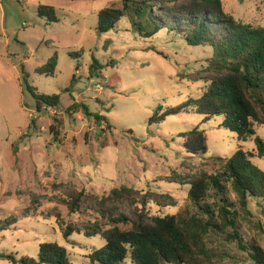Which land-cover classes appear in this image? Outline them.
<instances>
[{
  "label": "rangeland",
  "instance_id": "374dc122",
  "mask_svg": "<svg viewBox=\"0 0 264 264\" xmlns=\"http://www.w3.org/2000/svg\"><path fill=\"white\" fill-rule=\"evenodd\" d=\"M121 1L0 0V220L17 219L0 229V251L15 253L19 260L37 259L40 244L58 242L67 248L71 264H90V254L106 240L83 232L65 238L63 229L107 220L97 200L113 188L128 185L151 193L150 216L203 215L189 199L188 182L219 170L217 157H231L242 146L264 170L256 144L257 137L264 140V124L255 123L256 134L245 141L222 126V116L205 120L195 111L150 124L156 113L201 95L205 83L186 76L204 68L213 49L189 45L183 35L166 31L142 37L127 16L100 33L98 12ZM223 3L235 19L264 27V0ZM40 5L54 6L59 21L47 23ZM55 53V75L38 73ZM95 60L103 68L91 76ZM25 78L39 93L60 94V104L39 109ZM96 114L107 119L97 120ZM196 126L207 134L205 154L185 149L182 134ZM80 191L85 195L72 213L68 201ZM229 196L243 215L237 225L244 239H257L264 247L261 207L250 200L247 213L232 189ZM214 200L216 195L208 199ZM137 206L118 203L114 215L133 217ZM208 243L218 264H253L224 233L211 232ZM121 264L135 263L128 257Z\"/></svg>",
  "mask_w": 264,
  "mask_h": 264
},
{
  "label": "trees",
  "instance_id": "16d2710c",
  "mask_svg": "<svg viewBox=\"0 0 264 264\" xmlns=\"http://www.w3.org/2000/svg\"><path fill=\"white\" fill-rule=\"evenodd\" d=\"M39 14L47 23L59 21L54 6L40 5ZM125 16L142 37L150 38L166 31L183 35L189 45H209L213 49L207 65L195 75L186 76L205 83L201 95L156 113L150 118V124H159L170 115L195 111L205 116V120L222 116V126L235 132L239 141L256 134L255 123L264 124V27L235 19L225 11L223 0H122L120 6H108L98 12V31H111ZM95 61L91 76L103 68ZM57 63L55 53L36 71L54 76ZM25 85L39 109L60 104V94L39 93L26 78ZM161 110L162 107L158 109ZM95 117L107 119L97 114ZM182 136L187 152L207 153L208 138L204 129L196 126ZM256 144L258 154L264 156V140L257 137ZM252 158L251 152L239 146L231 157H217L222 164L215 173H204L199 179L188 182L191 185L189 199L203 215L150 216L146 210L152 194H141L134 187L122 185L98 197L99 212L107 220L87 222L83 228L68 224L63 229L64 237L83 232L87 236L101 235L106 240L104 247L90 254V264H121L128 257L135 264H218L217 252L209 247L208 238L211 232L219 231L225 234L226 240L236 242L247 252L253 264H264V247L257 239H244L237 225L243 215L229 196L232 189L241 209L247 213H250V200H255L264 214V170L255 165ZM175 174L184 181L182 174ZM84 195L85 192L80 191L71 196L70 212L79 210ZM215 195L217 200L211 204L208 199ZM118 203L139 205V208L133 211V217L123 212L115 216ZM16 221L13 216L0 220V229L6 230ZM122 223L131 226L123 229L119 226ZM0 260L13 264H71L67 248L58 242L40 244L37 259L19 260L15 253L0 251Z\"/></svg>",
  "mask_w": 264,
  "mask_h": 264
}]
</instances>
